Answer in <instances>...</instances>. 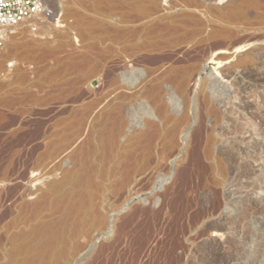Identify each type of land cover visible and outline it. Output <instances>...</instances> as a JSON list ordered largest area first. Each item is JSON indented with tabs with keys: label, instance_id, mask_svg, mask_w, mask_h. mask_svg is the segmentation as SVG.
Masks as SVG:
<instances>
[{
	"label": "rangeland",
	"instance_id": "1",
	"mask_svg": "<svg viewBox=\"0 0 264 264\" xmlns=\"http://www.w3.org/2000/svg\"><path fill=\"white\" fill-rule=\"evenodd\" d=\"M113 2H160L161 8L177 2V11L183 1L56 0L53 17L28 18L0 46V226L14 220L0 264H98L102 256L113 258L112 264H264V81L249 86L251 93L256 89V133L245 126L236 134L250 143L256 140V158L244 171L240 160L201 154L192 139L199 117L176 135L173 147L161 140L146 155L134 182L139 189L128 198L120 171L127 160L142 161L135 139L119 137L110 167H95L87 186L75 175L63 177L53 170L59 161L70 166L67 153L82 142L103 105L117 92L121 97L131 92L123 87L115 92V74L121 85L133 80L130 86L138 88L137 76L129 79L125 70L141 71L144 77L151 64L150 59L137 65L122 57L115 61ZM227 2L241 6L239 17L247 27L232 39L254 36L253 47L264 53V0ZM194 14L199 17L198 10ZM216 38L199 47L200 60L222 48L223 40ZM250 50L240 52L239 63L250 59ZM202 76L208 82L215 78L209 66ZM173 96L168 98L172 113L180 115L181 99ZM138 101L135 110L149 107ZM84 113L89 117L82 122L83 136L76 138ZM146 116L155 119L151 109ZM99 148L93 156L97 165L112 150L101 153ZM54 179L60 182L44 195V185Z\"/></svg>",
	"mask_w": 264,
	"mask_h": 264
},
{
	"label": "bare ground",
	"instance_id": "2",
	"mask_svg": "<svg viewBox=\"0 0 264 264\" xmlns=\"http://www.w3.org/2000/svg\"><path fill=\"white\" fill-rule=\"evenodd\" d=\"M182 1L180 2L182 3L180 8H182L177 11L175 10L178 9L176 8L177 2H168L166 8H161L160 2H113L112 44L115 61L122 57L130 64H136V62L150 59L151 64L147 67L145 65L147 73L143 74L144 77L140 76L141 71L138 74L139 71L125 70L127 73L125 76L127 75L129 79L137 76L139 79L137 85L140 84L138 88L130 86L133 80L121 85L118 74H115L113 79L111 78L115 92L119 87L131 92L125 97L118 95V92L112 96V99L103 105L102 111L90 120L84 138L80 140L82 142L67 153L68 155L66 154L70 160V166H63V161H59L60 163L54 165L53 170L59 169L63 177L75 175L83 185L87 186L91 182L95 167L105 169L110 167V161L113 159V146L119 137L126 136L129 140L135 139L142 148L141 157L143 159L141 158L142 161H140L139 157H134V159L127 160L122 172L120 171L121 188L126 189L125 197L128 198L139 189L136 188L134 182L146 166L145 163H141L145 161L146 155L152 152L161 140H165L173 147L176 135L186 131L192 118L196 117H199L197 118L199 121L195 135H193L195 137L192 139L205 158L233 162L240 160L238 165L242 166L243 171L246 170L247 164H251V159L256 158V154L253 153L256 140L250 143L242 137H237L236 134L245 130V126L252 128L251 134L253 131L256 133V125L252 122V120L256 121L257 115L256 89L251 93L249 86L250 81L255 86L256 81H264V71L260 70L264 66V53L253 47L256 42L254 36L243 34L244 38L240 36L241 38L232 39L245 27L239 17L242 14V8L236 5L237 3L219 0L218 4L221 5H218L216 0ZM194 10H198L199 17L195 15L196 12L194 14ZM200 11L204 18L200 17ZM33 16L41 20L39 14ZM15 28L8 29L7 36L15 33ZM216 37H219L218 41L223 40L222 48H219L220 43L218 42L219 49L206 53V57L200 60L202 56L198 58L199 47ZM248 49H251L250 59L239 63L240 52ZM116 63L114 62L115 67L118 65ZM206 66H209L215 75L211 82L202 76V71ZM244 79L247 82L243 83ZM165 84L169 87H165ZM173 94L181 99V104L177 105L182 108L180 115L172 113L168 98L174 97ZM260 98L263 99V96ZM138 100L146 101L149 107L144 106L143 108L142 106L141 112L139 108L135 110L133 104ZM149 109L153 111L155 119H149L146 116ZM191 109L193 110L192 115L189 114ZM87 111L86 109L84 112L87 113ZM140 116L143 117L141 126L136 125ZM88 117V114H82V121L76 131L79 134L77 133L76 138L83 134L82 122L85 123ZM101 126L104 127V131L99 130ZM127 128H131L130 132ZM260 133L264 136V125L261 126ZM67 134H64L65 137ZM104 139L106 143L100 145L98 141ZM67 141L65 144L68 147L71 142ZM243 143L247 144L245 149L241 147ZM194 144L192 143L193 146ZM101 146L104 148L100 149ZM97 148L101 150V153L103 149L104 152L106 149H112L98 165L93 159ZM215 149L219 150L218 157H214ZM239 175H242V170ZM59 182L56 179L46 182L44 195H49ZM13 221L8 227L0 226V258L7 254L5 251L8 230L13 226ZM126 248L125 250H128ZM124 253L122 254L125 255ZM102 257L103 259H100L98 264H112L113 258Z\"/></svg>",
	"mask_w": 264,
	"mask_h": 264
},
{
	"label": "built area",
	"instance_id": "3",
	"mask_svg": "<svg viewBox=\"0 0 264 264\" xmlns=\"http://www.w3.org/2000/svg\"><path fill=\"white\" fill-rule=\"evenodd\" d=\"M56 0H0V46L6 41L7 30L35 14L51 18Z\"/></svg>",
	"mask_w": 264,
	"mask_h": 264
}]
</instances>
